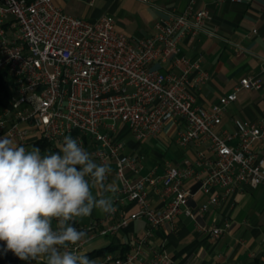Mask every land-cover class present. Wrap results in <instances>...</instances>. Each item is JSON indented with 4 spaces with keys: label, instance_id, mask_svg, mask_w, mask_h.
I'll use <instances>...</instances> for the list:
<instances>
[{
    "label": "built area",
    "instance_id": "obj_1",
    "mask_svg": "<svg viewBox=\"0 0 264 264\" xmlns=\"http://www.w3.org/2000/svg\"><path fill=\"white\" fill-rule=\"evenodd\" d=\"M209 20L208 10L198 8L196 0H187L183 12L157 21L152 35L135 40L116 30L113 16L107 13L90 21L66 13L53 0H0V72L12 83L10 106L0 112V137L6 135L28 150L29 136L35 131L52 150L74 132L87 136L96 145L89 152L92 158L106 165L114 160L118 193L137 205L136 211L122 216L110 231L126 226L129 220L147 222V232L134 252L123 259L108 254L99 264H174L163 248L145 257L141 247L159 227H172L177 216L195 219L207 209V205L188 206L195 192L184 186L187 180L204 193L221 189L228 194L246 185L264 187V155L252 148L255 143L264 144V121L243 120L236 132L215 129L239 92L260 89L262 79L242 77L207 109L196 103L191 91L207 81V73L200 70L190 83L189 75L197 64L178 55L185 36L215 35L206 28ZM166 62L183 67L179 73L153 67ZM176 117L184 120L177 131V144L207 145L212 158L198 152L193 168L169 166L161 177L151 172L133 179L126 174L129 169L137 175L143 158L125 152L124 142L112 134L118 124L143 140L155 137L166 121ZM77 141L83 147V140L78 137ZM204 166L205 172L200 171ZM159 182L163 205L154 208L147 187ZM209 202L218 203L219 195H211ZM226 228L199 225L198 231L218 239ZM85 242L74 247L81 253ZM42 262L20 260L17 264Z\"/></svg>",
    "mask_w": 264,
    "mask_h": 264
},
{
    "label": "crops",
    "instance_id": "obj_2",
    "mask_svg": "<svg viewBox=\"0 0 264 264\" xmlns=\"http://www.w3.org/2000/svg\"><path fill=\"white\" fill-rule=\"evenodd\" d=\"M53 2L66 13L90 21L102 14H110L114 18L115 29L135 40L152 35L157 21L183 12L187 5V0ZM196 5L208 10L210 20L206 28L215 32L214 36L205 32L187 35L179 44L178 55L190 63H196L198 67L191 71L189 82H193L200 70L208 75L207 81L199 89L191 90L195 94L196 103L208 109L221 95L232 91L242 77L258 75L262 79V87L258 90H241L237 100L226 107L215 129L236 132L243 120L264 121V0H196ZM153 67L162 72L179 73L183 65L166 62L157 63ZM183 125L184 120L176 117L166 121L155 137L137 140L127 127L118 124L117 131L112 134L124 142L125 152L143 158V166L137 175H131L129 169H126V174L133 179L151 172L161 177L169 166L181 170L193 168L198 152L212 158L213 154L207 145L196 147L189 144L183 147L177 144V131ZM71 137L81 138L83 148L88 152L96 147L87 136L74 132ZM38 142H41L39 133L33 131L29 136L28 150L38 147ZM62 143L54 145L52 150L59 148ZM252 148L259 156L264 155V144L255 143ZM40 151L42 155L47 152L42 149ZM108 166L112 171L105 184L115 182L119 188L114 160L111 159ZM205 168L201 167L200 171L205 172ZM184 186L195 192L188 206L195 209L207 205V209L195 219L179 215L173 220L172 227L161 226L156 229L141 247L145 257H149L153 249L161 247L174 264H264V187L246 185L223 194L221 189H213L210 193L196 191L197 184L192 180L185 181ZM95 191L94 188L93 194ZM160 191V182L156 187H147L149 203L154 208L163 205ZM213 194L219 195L216 204L209 202ZM113 200L116 209L114 213H102L94 208L90 216L69 222L78 230L87 232L82 254L112 246L114 251L108 254L123 259L134 252L145 236L148 225L144 219L129 220L126 226L110 231L122 216L128 217L137 209L135 203L118 192ZM56 224L57 221L53 220L54 228ZM199 225H227V228L220 238L213 239L199 232ZM106 255L93 257L92 260L99 264Z\"/></svg>",
    "mask_w": 264,
    "mask_h": 264
},
{
    "label": "clouds",
    "instance_id": "obj_3",
    "mask_svg": "<svg viewBox=\"0 0 264 264\" xmlns=\"http://www.w3.org/2000/svg\"><path fill=\"white\" fill-rule=\"evenodd\" d=\"M111 171L71 136L64 137L58 152L43 155L38 147L29 151L0 137V242L5 250L44 264H96L74 247L87 232L69 222L90 216L94 208L116 211L113 197L119 188L115 182L105 184Z\"/></svg>",
    "mask_w": 264,
    "mask_h": 264
},
{
    "label": "trees",
    "instance_id": "obj_4",
    "mask_svg": "<svg viewBox=\"0 0 264 264\" xmlns=\"http://www.w3.org/2000/svg\"><path fill=\"white\" fill-rule=\"evenodd\" d=\"M11 95H12V83L4 72H0V112L3 109L8 108L10 106L9 102ZM84 140H86V138H84ZM37 146L40 149L47 152L59 151L58 147H56V149L54 150H50V144L43 140H41V142H38ZM113 251H114V247L107 246L99 250L87 253V256L90 259H92L93 257H103L108 253H112ZM18 261H20V259L16 257L11 251L5 250L4 242H0V264H17ZM40 264H44V263L42 262Z\"/></svg>",
    "mask_w": 264,
    "mask_h": 264
}]
</instances>
